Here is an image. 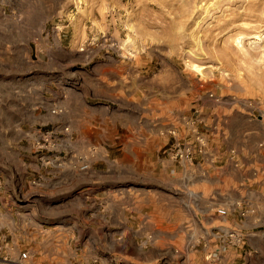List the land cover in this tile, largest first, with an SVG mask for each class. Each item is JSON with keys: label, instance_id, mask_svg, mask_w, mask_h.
<instances>
[{"label": "rangeland", "instance_id": "374dc122", "mask_svg": "<svg viewBox=\"0 0 264 264\" xmlns=\"http://www.w3.org/2000/svg\"><path fill=\"white\" fill-rule=\"evenodd\" d=\"M8 77L15 87L10 100L16 106L31 105L33 110L30 117L22 108L14 118L5 115L4 124L15 132L16 144L29 142L39 154L55 152L48 149L56 141L43 109H55L49 99L54 95L63 103L73 104L82 97L109 104L113 110L124 104L150 119L187 116L183 120L190 132L192 128L200 132L198 114L207 110L264 117V0H0L4 99ZM61 102L59 115L54 113L58 110L52 115L59 116V122L74 119L76 128L82 127L81 118L77 124L70 110L60 112ZM226 121L230 127V118ZM69 126L62 128L64 134L59 133V159L51 156L40 166L41 161L34 158L27 165L32 176L54 165L63 177H74L69 183L59 180V198L40 193L51 187L47 181L36 178L26 188L19 184L15 172L23 168L18 163L11 164L14 172H4L8 182L2 184V191L18 209L0 214V243L6 246V250L0 248L5 250L0 252V264H16L24 251L32 264H98L92 261L99 255L91 241L108 235L107 217L99 202L77 198V187L92 172L118 174L120 146L109 136L104 144L88 148L80 141L85 128L72 135ZM43 132L49 133V142L38 147ZM170 132L172 141L164 152L168 156L175 142ZM178 142L191 140L178 138ZM162 156L159 152L158 157ZM141 159V171H159L166 177L156 163V152H147ZM186 176L196 179L176 181L177 203H183L190 191L194 205L203 206L197 194H210L215 182H203L199 173ZM57 202L59 209H53ZM171 227L163 230L175 233L178 241L201 233L199 228L189 231L178 222ZM146 231L156 234L158 242H167L164 232ZM199 248V244L192 247L193 251ZM168 250L165 245L150 249L157 258L151 264H171ZM245 253L246 264H264V246L260 250L247 247Z\"/></svg>", "mask_w": 264, "mask_h": 264}, {"label": "crops", "instance_id": "0c3cea01", "mask_svg": "<svg viewBox=\"0 0 264 264\" xmlns=\"http://www.w3.org/2000/svg\"><path fill=\"white\" fill-rule=\"evenodd\" d=\"M6 81L7 99H4L3 89H0V214L6 209L10 212L18 209L2 191V184L8 182L4 172H14L11 166L15 163L23 168L20 169L22 172L15 173L19 184H24L25 188L30 183H35L36 178L52 184L50 188L40 192L49 199L59 198V180L65 183L73 181L74 177L71 180L63 177L59 174V167L54 165H50V168L44 167L38 176L30 175L27 170V165L34 158L36 162L41 161L40 166L47 160L59 159V133L64 134L62 128L69 124L72 135H79L80 129L85 128L80 141L86 143L88 148L94 143L104 144L109 136H113L116 139L114 143L119 144L121 151L118 174L92 172L87 176L86 183L77 187L76 197L99 202V209L107 217L105 226L109 231L108 235L102 236V240L91 241L94 252L99 255L93 258V262L151 264L157 258H154L155 255L151 256L149 250L165 245L169 249L167 252L171 264H209L207 253L211 248L219 246L216 233L231 229L247 233L246 241L243 248L230 250L222 259V264H246L245 248L260 250L264 246V117H252L250 114L245 116L239 112H225L220 115L216 110L200 112L199 130L205 140L206 153L195 155L191 162H182L173 160L164 152L165 147L172 141L167 134L170 129L177 131L178 138L192 140L189 126L183 120L187 116L179 118L169 115L151 120L137 111L131 112L124 104H118L117 109L113 110V107L104 102H91L81 97L74 103L71 102L73 104H68L59 101V97L54 95L49 99H52L55 109H43L46 123L53 128V139L56 141L55 147L48 149L55 152L51 155L41 152L39 154L38 149L29 142L25 145L16 144L15 132L11 126L4 124L5 115L14 118L16 111H21L22 108L30 117L33 110L31 105L24 103L16 106L10 100V94H15V87L10 77ZM60 102L63 103L60 112L69 113L70 110L72 116L78 119L77 124L81 118L82 127L76 128L74 119L59 122V116L52 115L53 110H58V113H54L59 115ZM228 118L231 120L230 127L225 126ZM48 149L46 150L49 151ZM231 150L234 154L229 156ZM147 152L157 153L156 163H160L166 177L160 176L159 171L157 174H146L140 170V166L143 167L140 156ZM159 152L163 155L162 159L158 157ZM212 170L215 173L212 176L207 175ZM49 171L54 173L49 175ZM198 173L203 182L212 181L216 184L210 194H197L203 206L194 205L190 191L185 193L183 203H177L176 181L195 180L196 176L186 175ZM214 197L216 201H209ZM219 199H225L226 202H219ZM221 206L228 209V214L223 219L216 214L217 207ZM55 208L59 209V202L53 209ZM241 210L248 212L241 216ZM176 222L181 227L189 228V231L199 228L201 233L198 236L185 235L184 241H178L175 233L167 231ZM147 229L164 232L162 236H167V242H158L157 235H153V232L148 235ZM197 244L200 248L193 251L192 247ZM179 246L181 249L177 248ZM2 247L6 250V246L0 243V248ZM4 251H0L1 254ZM194 253L198 256L194 255L192 258L191 254Z\"/></svg>", "mask_w": 264, "mask_h": 264}, {"label": "built area", "instance_id": "2783aa9c", "mask_svg": "<svg viewBox=\"0 0 264 264\" xmlns=\"http://www.w3.org/2000/svg\"><path fill=\"white\" fill-rule=\"evenodd\" d=\"M171 135L175 138V142L169 148V155L172 159H179L183 162H191L196 154L204 155L205 154V140L201 136L200 132L192 128V140L187 143H179L178 137L175 130H171ZM49 133L43 132L38 136V147H43V144L49 142ZM234 154V151H231V155ZM81 169L86 168V166H81ZM248 210H241L240 215L244 216ZM216 214L219 218L223 219L228 214V209L221 206L217 207ZM216 236L219 240V246L211 248L207 253V259L209 264H219L222 263V259L230 250H238L243 248L246 241V234L237 232L234 229L225 230L222 232H217ZM19 261L16 264H32L30 263L27 252H21L18 256ZM182 264V263H181Z\"/></svg>", "mask_w": 264, "mask_h": 264}, {"label": "bare ground", "instance_id": "6f19581e", "mask_svg": "<svg viewBox=\"0 0 264 264\" xmlns=\"http://www.w3.org/2000/svg\"><path fill=\"white\" fill-rule=\"evenodd\" d=\"M194 67H195V68H197V69L199 68V66H198V65H195ZM189 193H190V192H189ZM191 195H192V194H191ZM193 195H194V194H193Z\"/></svg>", "mask_w": 264, "mask_h": 264}]
</instances>
